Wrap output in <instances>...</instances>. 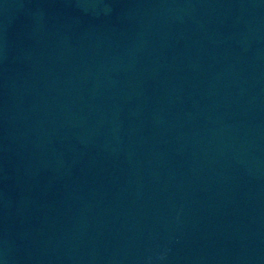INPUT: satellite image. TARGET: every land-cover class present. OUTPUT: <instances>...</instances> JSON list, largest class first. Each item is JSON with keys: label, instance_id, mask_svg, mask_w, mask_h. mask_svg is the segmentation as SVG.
I'll return each instance as SVG.
<instances>
[{"label": "water", "instance_id": "obj_1", "mask_svg": "<svg viewBox=\"0 0 264 264\" xmlns=\"http://www.w3.org/2000/svg\"><path fill=\"white\" fill-rule=\"evenodd\" d=\"M0 264H264V0H0Z\"/></svg>", "mask_w": 264, "mask_h": 264}]
</instances>
